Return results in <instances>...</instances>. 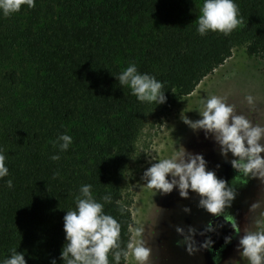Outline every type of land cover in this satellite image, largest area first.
<instances>
[{
  "label": "trees",
  "instance_id": "16d2710c",
  "mask_svg": "<svg viewBox=\"0 0 264 264\" xmlns=\"http://www.w3.org/2000/svg\"><path fill=\"white\" fill-rule=\"evenodd\" d=\"M200 2L35 0L33 8L25 4L11 16L0 13V58L13 54L23 63L21 75L11 70L5 77L12 84L24 77L33 114L22 153L13 157L5 150L9 175L0 179V260L17 248L27 264H51L53 258L63 264V217L75 209L82 184L93 185L97 200L111 193L104 211L121 223L126 246L131 218L118 183L149 103L139 102L116 77L134 62L164 83L166 97L185 96L238 42L247 41L248 55L264 60V0H235L242 17L239 40L221 32L201 36L195 21ZM155 18L158 27L145 31ZM61 133L73 138L66 152L54 144ZM55 154L58 161L50 159Z\"/></svg>",
  "mask_w": 264,
  "mask_h": 264
},
{
  "label": "rangeland",
  "instance_id": "374dc122",
  "mask_svg": "<svg viewBox=\"0 0 264 264\" xmlns=\"http://www.w3.org/2000/svg\"><path fill=\"white\" fill-rule=\"evenodd\" d=\"M202 4L200 2L197 6L196 23ZM150 19L145 31L158 27V18ZM238 28L239 25L229 33L237 40ZM247 43H236L230 56L203 77L190 94L180 96L174 92L163 104H149L138 123L118 187L121 202L130 212L129 226L139 223L145 228L144 238L152 248L153 264H214L213 257L217 252L219 264L232 260L237 261L236 264H248L247 259L239 255L237 246L244 228H253V219L264 214V177L250 175L247 184L235 186L237 195L226 212L235 217L241 230L239 235L223 220V216H214L199 207L200 196L191 189L188 198H182L175 188L167 194L155 192L148 188L143 179L145 170L157 162L152 157H169L180 147L193 154H202L208 162L207 168L214 170L218 178L231 183L232 178L238 174L230 163L236 157L231 152L227 156L222 155L213 134H206L203 129H192L184 123L182 114L192 121L201 119L198 111L201 110L200 100L206 96L219 95L227 97L229 103L236 106L237 112L244 114L253 123H264V60L257 55H248ZM0 50L4 52L1 46ZM14 57L12 54V57L3 55L0 58V147L9 151L13 157L22 153L26 122L33 118L29 109L30 102L24 97V77L21 76L17 84H12L5 77L11 70H16L21 75L23 63L17 56ZM224 84L227 86L224 87ZM227 90L230 94L226 93ZM247 96L253 97L251 104L245 99ZM177 121L180 123L174 124ZM261 155L264 156V153ZM252 204L257 207L251 209ZM185 207L190 212H186ZM209 221L214 226L223 224V227H216L214 232L199 235ZM177 226L184 228L185 233L188 226L197 229L194 239L198 248L210 236L214 241L212 248L189 254L185 244L177 243L183 241V237L176 231ZM229 235L232 236L231 242L225 244L224 238ZM130 264L135 262L130 261Z\"/></svg>",
  "mask_w": 264,
  "mask_h": 264
},
{
  "label": "clouds",
  "instance_id": "9594fccd",
  "mask_svg": "<svg viewBox=\"0 0 264 264\" xmlns=\"http://www.w3.org/2000/svg\"><path fill=\"white\" fill-rule=\"evenodd\" d=\"M28 8L35 7V0H0V13L5 17L11 16L21 10L23 5ZM201 14L197 18V32L207 35L208 32H221L228 34L242 23L239 5L235 0H203ZM121 86H127L131 94L139 102L163 104L167 101L164 83L155 75L138 70L136 63H130L116 77ZM249 104L253 97L245 98ZM201 119L190 120L182 114L184 123L192 129H203L205 133H212L215 141L220 145L221 154L227 156L232 153L235 159L231 160L232 167L238 173L232 178L231 183L223 178H218L214 170L207 168V161L202 154L187 152L184 147L166 158L152 159L156 163L151 164L144 174L143 179L150 189L155 192L167 194L173 189H178L182 198H188L189 189L200 196L198 206L214 216H223V220L229 223L234 232L239 235L240 228L235 217L226 212L230 208L237 195L236 185H245L249 176L264 177V123H253L244 114L238 113L236 106L229 103L228 98L219 95H210L200 100ZM73 143V138L67 133L58 135L55 146L60 152H66ZM53 161L60 159L59 154L50 157ZM5 150L0 147V179L9 175L6 164ZM219 167V165H217ZM54 175H59L58 172ZM170 177V179H169ZM6 184L13 187V181L8 179ZM92 184H82L78 194L74 196L75 209L66 211L63 217L65 232V244L62 247L60 258L63 264H125L134 261L135 264H153L152 248L144 238L145 228L142 224L129 226L131 233L125 247L121 245V223L111 214L104 211L106 203L112 201L111 193L95 197ZM102 201V202H101ZM119 203V202H118ZM251 205V209L256 208ZM186 212L190 209L185 207ZM123 213L124 207L120 206ZM253 228H244V234L240 236L237 249L242 258H246L248 264H264V214L252 221ZM216 227L209 221L199 235L216 231ZM176 231L183 237V241H177L187 246L189 254H194L200 249H211L214 241L206 237L199 248L194 239L197 229L188 226L185 229L177 226ZM225 244L230 243L232 236H226ZM10 256L0 260V264H27L23 252L17 248L10 250ZM111 255V259H110ZM219 253L213 257L214 264H219ZM237 261H225V264H236ZM51 264H57L56 259Z\"/></svg>",
  "mask_w": 264,
  "mask_h": 264
},
{
  "label": "bare ground",
  "instance_id": "6f19581e",
  "mask_svg": "<svg viewBox=\"0 0 264 264\" xmlns=\"http://www.w3.org/2000/svg\"><path fill=\"white\" fill-rule=\"evenodd\" d=\"M228 82H229V81H228ZM228 82H227V83H228ZM225 86H227V85L224 84V87H225ZM232 86H233V85H232ZM224 87H223V88H224ZM223 88H222V89H223ZM219 89H220V87H219ZM231 91H232V90H231ZM223 92H224V91H223ZM229 92H230L229 90L226 91L227 94H230ZM215 94H216V93H215ZM223 94H224V93H223ZM232 94H233V93H232ZM254 98H255V97H254ZM176 123L179 124L180 122L177 121V122H175L174 124H176ZM177 126H178V125H177ZM175 128H176V126H174V129H175ZM179 129H180V128H179ZM179 134H180V133H179ZM170 139H171V138H170ZM171 140H172V139H171ZM170 145H171V144H170ZM176 145H177V144H176ZM163 157H164V156H163Z\"/></svg>",
  "mask_w": 264,
  "mask_h": 264
},
{
  "label": "flooded vegetation",
  "instance_id": "af4514ba",
  "mask_svg": "<svg viewBox=\"0 0 264 264\" xmlns=\"http://www.w3.org/2000/svg\"><path fill=\"white\" fill-rule=\"evenodd\" d=\"M219 232V231H218Z\"/></svg>",
  "mask_w": 264,
  "mask_h": 264
}]
</instances>
